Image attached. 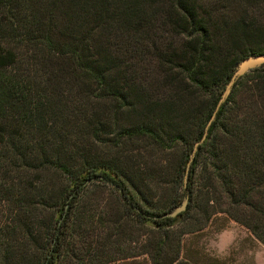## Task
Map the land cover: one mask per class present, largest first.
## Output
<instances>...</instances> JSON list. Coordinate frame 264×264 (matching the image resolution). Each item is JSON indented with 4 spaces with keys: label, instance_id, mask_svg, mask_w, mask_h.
<instances>
[{
    "label": "trees",
    "instance_id": "trees-1",
    "mask_svg": "<svg viewBox=\"0 0 264 264\" xmlns=\"http://www.w3.org/2000/svg\"><path fill=\"white\" fill-rule=\"evenodd\" d=\"M210 1L0 0V264H172L184 226L202 230L218 214L264 246V65L216 111L237 64L264 54V27L239 18L220 50ZM149 55L166 90L151 102L133 63ZM123 111L143 124L119 132ZM113 135L180 144V159L169 171L136 166L147 181L135 182L119 157L98 155ZM164 172L166 200L154 205L151 175Z\"/></svg>",
    "mask_w": 264,
    "mask_h": 264
},
{
    "label": "rangeland",
    "instance_id": "rangeland-1",
    "mask_svg": "<svg viewBox=\"0 0 264 264\" xmlns=\"http://www.w3.org/2000/svg\"><path fill=\"white\" fill-rule=\"evenodd\" d=\"M204 9L214 22L220 25L216 31L211 29L212 40L214 44L220 47V50L221 47H227L224 44L227 35L225 34V28L230 29L239 18L246 19L245 21L253 20L258 25L264 27V0H256L253 4L251 2L245 3L244 1L215 0L206 3ZM224 21L228 23H226V27L223 26ZM121 38L123 41H126L127 37L123 36ZM174 43L175 48H180L182 41L175 39ZM126 45L128 51L132 50V43L129 45L127 42ZM138 60L134 59L133 63L135 64L136 72L140 73L144 77V80H146L144 87L146 95L150 96L147 100L151 102V100L163 99L164 92L166 91L162 88V81L164 79L163 70L155 62L154 58H150V55L145 57L144 62H139ZM166 86H168L166 87L167 91L175 90V86H170L169 84ZM176 91L177 93L179 92L178 90ZM192 96L196 97L193 94ZM189 98L191 99V97ZM99 107L102 111L110 110L108 101L100 102ZM177 110H179V107ZM140 118H142V115H140ZM117 122L118 129H121L119 132H121L123 128H131L135 124H138L139 119L135 112L123 111L117 117ZM139 124H143V122ZM111 137L112 140H107V143L97 145L99 147L98 155L100 159L114 160L119 157L118 164L126 169L130 179L135 182L142 181V178L145 179L144 176L134 173L136 166L140 165L141 169L146 170L151 164L158 162V164L160 163V165L164 166V170L169 171V166H175L180 159V152L182 150L180 144H176L170 150H158L151 149L150 141L146 138L132 137L122 139L118 135ZM193 137L191 136V139ZM151 178L155 180L154 186H156L157 182L161 185L157 193L153 194L155 197L151 198V200L154 205L156 203L162 204L166 200L164 189L168 187L166 183H163L165 172L161 177L155 173L151 175ZM146 181L145 179L143 182ZM185 184L186 182L183 180V185L185 186ZM141 196L150 199L148 191L142 190ZM184 227L187 231L181 238L180 256L172 264H264V246L245 227L225 215H215L199 231L189 233L190 228ZM180 229L182 228H177V231ZM167 261L170 264V259ZM112 264H151V261L147 256H140Z\"/></svg>",
    "mask_w": 264,
    "mask_h": 264
},
{
    "label": "water",
    "instance_id": "water-1",
    "mask_svg": "<svg viewBox=\"0 0 264 264\" xmlns=\"http://www.w3.org/2000/svg\"><path fill=\"white\" fill-rule=\"evenodd\" d=\"M261 65H264V54H260V55H251L249 57H246L244 58L243 60H241L237 66H236V69L234 71V73L232 74L231 78H230V81L229 83L227 84L226 86V89L223 93V95L221 96V99L218 103V106L216 108V111L218 110L219 106L221 105V103L225 100V98H227L230 94V91H231V88L232 86L234 85L235 81L241 77H243L245 74H247L249 71L253 70V69H256L257 67L261 66ZM216 111L215 113L213 114L211 120L209 121L208 125H207V128L208 126L210 125L211 121L213 120L215 114H216ZM206 128V130H207ZM205 130V133L202 137V139L197 142L194 146V149H193V152L191 154V157H190V161H189V164L187 166V168H189L190 166V163L192 162L193 158H194V154L198 148V146L204 141L205 139V136H206V131ZM187 174H188V169L186 171V175H185V179H184V182H186L187 180ZM186 185V184H185ZM187 198L184 199V201L182 202V204L176 208L174 211H172L171 213L167 214L166 216L167 217H176L177 215H179L180 213H182L185 209H186V206H187Z\"/></svg>",
    "mask_w": 264,
    "mask_h": 264
}]
</instances>
